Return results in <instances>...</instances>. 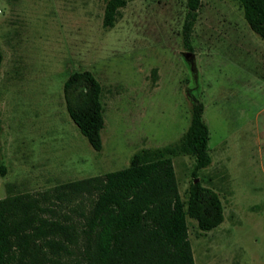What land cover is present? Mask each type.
<instances>
[{"label": "rangeland", "instance_id": "obj_1", "mask_svg": "<svg viewBox=\"0 0 264 264\" xmlns=\"http://www.w3.org/2000/svg\"><path fill=\"white\" fill-rule=\"evenodd\" d=\"M104 5L0 0V200L52 194L124 169L143 149L170 147L185 202L194 158L178 146L197 100L212 158L197 180L219 195L224 221L202 232L186 218L194 264H264V42L233 0H201L191 51L181 42L186 0H126L110 28ZM82 71L101 87L100 152L65 109L63 84ZM94 199L63 195L53 219L69 217L80 233Z\"/></svg>", "mask_w": 264, "mask_h": 264}, {"label": "trees", "instance_id": "obj_2", "mask_svg": "<svg viewBox=\"0 0 264 264\" xmlns=\"http://www.w3.org/2000/svg\"><path fill=\"white\" fill-rule=\"evenodd\" d=\"M233 1L249 29L264 42V0ZM104 3L102 26L110 28L126 0ZM200 5L201 0H186L181 42L188 51ZM2 60L0 52V67ZM63 99L70 120L91 148L100 152L105 121L97 80L89 71L70 74L63 84ZM203 110V104L195 100L178 146L194 158L185 202L167 157L176 151L143 149L133 154L124 169L61 185L52 194L27 193L0 200V264H62L63 257L69 264H194L186 218L194 220L202 232L224 221L219 195L194 183L212 162ZM5 175L6 167L0 163V177ZM66 194L95 198L80 233L68 223L69 217L64 216V222L53 219V204H62ZM79 237L81 245L75 248Z\"/></svg>", "mask_w": 264, "mask_h": 264}, {"label": "water", "instance_id": "obj_3", "mask_svg": "<svg viewBox=\"0 0 264 264\" xmlns=\"http://www.w3.org/2000/svg\"><path fill=\"white\" fill-rule=\"evenodd\" d=\"M198 182V180L196 179L195 181H194V183H197Z\"/></svg>", "mask_w": 264, "mask_h": 264}]
</instances>
